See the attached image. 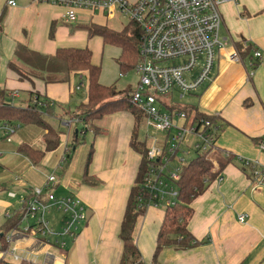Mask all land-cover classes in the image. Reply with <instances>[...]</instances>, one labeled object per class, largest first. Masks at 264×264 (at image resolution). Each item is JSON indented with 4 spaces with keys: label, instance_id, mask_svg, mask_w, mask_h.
Here are the masks:
<instances>
[{
    "label": "crops",
    "instance_id": "1",
    "mask_svg": "<svg viewBox=\"0 0 264 264\" xmlns=\"http://www.w3.org/2000/svg\"><path fill=\"white\" fill-rule=\"evenodd\" d=\"M13 1L15 6L11 7L7 0H0V15L3 13L0 22V89L8 96L16 91V99L29 92L45 96L54 107V117L45 119L56 132L58 146L46 153V130L25 125L8 141L0 140V159L6 155L14 156L9 160V166L21 172L25 181L17 187L19 196L32 195L34 188L42 186L45 174L53 173L54 194L58 197L76 195L87 207L88 219L79 235L69 240L64 249L23 233L18 226V229L3 234L9 241L5 255L0 258L14 262L15 255L19 260L36 264H120L123 244L118 233L140 163V156L129 147L133 116L123 111L95 120L92 125L97 133L85 130L84 138L91 135L88 149L74 155L77 147L84 146V140L81 145L70 146L73 136L85 126L74 117V111L85 102L86 95L78 105L72 106V94L77 87H84L83 74L73 76L69 83L46 84L37 69L35 78L28 82L19 81L7 67L17 44L22 45L34 67L30 53L52 56L60 48L86 47L87 40L98 36L89 37L85 27H106V19L118 13L108 16L99 11L78 9L76 21L66 23L63 5L52 1ZM241 3L242 9L238 0L221 4L220 37L227 44L216 52L209 82L189 95V101L181 105L194 107L199 113L218 120L215 147L209 153L218 174L192 201V217L187 224V230L200 244L185 250L164 249L155 264H264V185L254 186L249 169L240 162L264 164V151L257 147L264 139V59L256 65L251 77L250 56L246 52L239 51L238 62L231 60L243 42L251 45L250 50L264 51V0H241ZM51 26H54L52 35ZM116 49L118 58L120 50ZM90 52L92 64L100 67L99 83L115 87V84L105 82L104 71ZM116 68L118 72V65ZM73 78L81 82L74 90L70 85ZM133 88L128 86L118 90L115 87L119 92ZM84 132L81 131V136ZM20 145L45 152L43 159L33 165L21 154L20 158L17 156ZM64 146H70L71 152L68 150L64 154ZM90 148L92 155L85 166ZM64 163H67L66 170L62 177H56L55 173ZM85 171L96 185L82 184ZM16 204L18 207L17 201ZM11 213L0 207V215L4 218ZM163 213V207H148L138 221L134 244L141 256V264H154L152 256ZM240 215L246 217L242 224L237 220Z\"/></svg>",
    "mask_w": 264,
    "mask_h": 264
},
{
    "label": "built area",
    "instance_id": "2",
    "mask_svg": "<svg viewBox=\"0 0 264 264\" xmlns=\"http://www.w3.org/2000/svg\"><path fill=\"white\" fill-rule=\"evenodd\" d=\"M50 1L65 7L63 19L66 23L75 22L76 11L84 9L108 16L117 12L139 27L138 60L132 69L137 82L129 93V103L144 115L147 128L164 134L161 147L147 150L148 168L141 192L147 196L143 197L147 200V208L174 205L177 190L173 182L179 179L181 167L187 161L185 156L191 150L196 154L210 153L215 147L218 126L203 119L194 122L185 113L168 109L177 105L173 103L174 94L181 100L209 82L216 52L227 44L220 37L222 16L219 7L222 3L236 0ZM7 5L14 7L15 3L7 0ZM250 48L248 42L241 43L231 60L238 62L239 51L245 53ZM250 52L249 77L264 59V51L253 48ZM9 97L16 99L18 93L12 92ZM20 127L0 122V140L8 141ZM189 138H192L190 149L187 145ZM182 144L187 148L182 149ZM257 147L264 151V139L258 142ZM67 152L68 148L64 146V154ZM240 162L249 169L254 186L264 185V164L246 160ZM54 185L55 176L51 173L45 177L42 186L33 189L29 197H16L12 193L9 197L17 199L22 209L19 230L64 249L87 222L88 209L76 195L56 196ZM237 220L242 224L246 217L240 215ZM5 239L9 241L8 237ZM1 253L0 256H3L6 252ZM13 259L20 261L15 255Z\"/></svg>",
    "mask_w": 264,
    "mask_h": 264
},
{
    "label": "trees",
    "instance_id": "3",
    "mask_svg": "<svg viewBox=\"0 0 264 264\" xmlns=\"http://www.w3.org/2000/svg\"><path fill=\"white\" fill-rule=\"evenodd\" d=\"M38 3L48 2L50 0H32ZM59 1V0H54ZM3 13L0 15V22ZM54 26H51L50 35ZM89 37L98 36L103 44L116 47L120 50L117 58L119 74H125L131 71L138 60V43L140 37L139 27L133 23L128 24L121 31H112L106 27L89 25L85 27ZM250 56L251 52H246ZM36 67L30 61L28 55L24 52L21 44H17L13 58L8 62V69L13 72L19 81L31 82L35 78L36 69L42 74V79L46 84H65L78 74H85L87 78V91L84 103L77 106L74 117L84 124L86 128L81 131H97L92 123L101 119L105 115L117 112H129L134 118L133 132L130 138L129 147L140 156L138 170L130 189L124 214L120 223L118 237L123 244L120 264H141V256L134 244V233L139 219L144 215L147 208V200L143 199L146 194L141 192L143 178L146 175L148 162L146 153V134L142 133V127L145 124V117L137 108L129 103V90L122 92L116 91L114 86H103L99 83L100 67L91 62V52L87 48H60L52 56H43L36 53H30ZM18 105L13 103V99L0 89V122L11 125H36L46 130L44 135L45 152H51L58 146V140L55 130L49 125L45 118L54 117V107L52 103L38 93L29 92ZM169 111L184 112L185 115L198 122L203 119L213 125H218V120L212 116H206L196 111L194 107H182L175 105L168 109ZM78 131L73 137L71 147L82 144L84 134L81 136ZM144 136V137H143ZM70 146L68 147L71 152ZM18 152L27 158L31 164H38L44 157L45 152L37 151L29 146L20 145ZM92 150L90 148L85 166L90 162ZM215 164L209 153L196 154L195 158L185 162L181 167L179 179L173 182L177 190L175 203L172 206L163 207V218L156 236L155 250L152 261L155 264L162 250L175 248L185 250L200 244L187 230V224L192 217L191 203L204 190L207 182L212 181L218 174L215 170ZM82 184L94 186L97 184L88 174H83ZM142 197V198H141ZM22 209H18L5 218L0 235V252H6L7 242L4 239V233L12 232L18 229L22 218ZM0 264H36L31 261L20 260L17 262L8 261L0 258Z\"/></svg>",
    "mask_w": 264,
    "mask_h": 264
},
{
    "label": "rangeland",
    "instance_id": "4",
    "mask_svg": "<svg viewBox=\"0 0 264 264\" xmlns=\"http://www.w3.org/2000/svg\"><path fill=\"white\" fill-rule=\"evenodd\" d=\"M239 7L242 9V3L241 0H238ZM223 5V4H222ZM221 6V5H220ZM220 12H221V7ZM129 20L126 17L121 16L120 14H116L115 16L111 18L106 19V27L114 30V31H120L126 24H128ZM221 33V32H220ZM221 36V35H220ZM86 47H81V48H89L92 53L94 54L95 61L98 62L101 66V71L103 70L104 73L103 77L105 82H108L109 84H115V87L118 90L126 89L128 86L133 88L134 85L136 84V76L134 75L133 71H129L126 73L125 77L121 78L120 75L118 74L119 71L117 72V61L116 58L118 56V51L115 47L111 46H106L102 44L100 41V38L98 37H93L89 40H87V45ZM81 82H83L84 87L79 90H75L74 93L72 94V106L78 105V103L82 100L85 99L86 95V90H87V78L86 75L83 74V77L81 79ZM81 82L78 79H72L71 88L74 90L76 86H80ZM25 99L26 95L21 94L20 99ZM190 96H184L183 99L179 100L178 97L174 94L173 100L175 104L177 105H184L189 101ZM13 103L18 105L20 103L19 100L13 99ZM71 110H74V107H71ZM165 110V108H163ZM148 132L146 135V146L148 148L151 147H161L162 142L164 139V134L160 132H156L152 130L151 128H147L146 126V119H145V124L142 127V133L145 134V132ZM144 137V136H143ZM71 139V138H70ZM91 141V135L88 134L84 138V146L82 145L81 147H77V150L73 153L74 155H77V152L84 151L85 149H88ZM71 143V142H70ZM83 143V142H82ZM81 145V144H80ZM187 145L189 146L188 149H190V146L192 145V140L188 139ZM182 149L187 148L185 144H182ZM190 151V150H189ZM14 155H17L16 153H12ZM196 153L193 152L192 150L188 155L185 156V160L189 162V160H192L195 158ZM21 158L20 153L17 155ZM6 157V158H5ZM14 156L6 155L2 159H0V207L2 209L9 210L10 212H13L18 209L16 201L9 198V194L12 193L16 195V197H19V192L17 187L21 184L24 183V179H22L21 172L16 170V168L10 167L9 166V160H12ZM1 164L3 165L1 167ZM174 162L171 163L173 165ZM67 168V163H64V166L62 164V169H59L55 175L56 177H62L63 172ZM48 174H45V177ZM26 187H29L28 184H25ZM54 221V220H52ZM5 222V218L3 215H0V233L2 226Z\"/></svg>",
    "mask_w": 264,
    "mask_h": 264
},
{
    "label": "water",
    "instance_id": "5",
    "mask_svg": "<svg viewBox=\"0 0 264 264\" xmlns=\"http://www.w3.org/2000/svg\"><path fill=\"white\" fill-rule=\"evenodd\" d=\"M77 133V132H76Z\"/></svg>",
    "mask_w": 264,
    "mask_h": 264
}]
</instances>
